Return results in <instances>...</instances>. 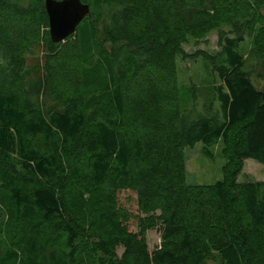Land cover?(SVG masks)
Returning <instances> with one entry per match:
<instances>
[{
	"label": "trees",
	"instance_id": "16d2710c",
	"mask_svg": "<svg viewBox=\"0 0 264 264\" xmlns=\"http://www.w3.org/2000/svg\"><path fill=\"white\" fill-rule=\"evenodd\" d=\"M81 1L91 11L76 31L94 37L83 68L105 83L67 93L49 66L63 43L47 30L42 46L21 42L3 22L47 28L44 0H0V204L9 216L0 264H264V183L238 180L245 160L264 164V90L239 52L253 35L264 63V0ZM185 13L212 26L189 24ZM220 25L229 30L207 57V113L182 109L176 57L187 37ZM219 143L222 179L187 183L184 150L201 144L210 157ZM122 192L135 209L119 206ZM154 229L160 244L149 251Z\"/></svg>",
	"mask_w": 264,
	"mask_h": 264
},
{
	"label": "rangeland",
	"instance_id": "374dc122",
	"mask_svg": "<svg viewBox=\"0 0 264 264\" xmlns=\"http://www.w3.org/2000/svg\"><path fill=\"white\" fill-rule=\"evenodd\" d=\"M148 4H158L166 7L169 0H146ZM239 5L245 6L251 0H237ZM264 15V8L262 9ZM183 15V14H182ZM180 16L189 24L195 26L211 27V23L195 15L190 14ZM212 21L215 22L214 13L211 11ZM138 21V20H137ZM136 21V22H137ZM5 25L10 28L12 33L21 42H27L35 37L42 43V36L47 28L40 22L33 19H3ZM136 23V27L140 25ZM206 29V28H205ZM220 30L228 31L226 26H218L209 32H205L202 37H187L186 43L182 45L183 56H177L175 61L177 89L179 104L182 109H195L197 113L206 115L211 104L210 88L212 77L208 74L206 66H209L207 57L214 55L218 51L217 40ZM48 31V30H47ZM40 46V47H41ZM254 36H245L244 42L239 47L245 61L246 71L250 75V81L258 90H264V63L260 57L253 56L254 52ZM94 50V37L87 27H82L76 31L72 38L63 42L57 56L50 57V68H55L57 72L58 83L67 93L94 87L96 84H104L105 80L101 76H90L84 70V61L87 60ZM48 55L42 52L39 59L47 58ZM89 61V60H88ZM87 61V62H88ZM87 64V63H86ZM86 66V65H85ZM149 81V77L144 74L137 81L138 88L145 86ZM156 81L160 84H167V80L163 75H157ZM216 82V80H215ZM212 110H217L218 104L214 102ZM222 144L219 143L209 148L210 157L203 153V146L196 144L193 148H186L184 155L186 158V181L192 185H210L222 179V167L226 160L222 154ZM240 182H263L264 183V164L247 159L241 175L238 177ZM118 204L126 210L135 209L134 195L128 192L118 194ZM6 208L0 204V227L8 220ZM133 231L136 229L133 227ZM146 241L149 251H153L160 244L159 229L149 230L146 233ZM118 255L123 252L122 248L117 249Z\"/></svg>",
	"mask_w": 264,
	"mask_h": 264
},
{
	"label": "water",
	"instance_id": "95a60500",
	"mask_svg": "<svg viewBox=\"0 0 264 264\" xmlns=\"http://www.w3.org/2000/svg\"><path fill=\"white\" fill-rule=\"evenodd\" d=\"M48 35L52 44L65 42L90 15L89 4L81 0H44Z\"/></svg>",
	"mask_w": 264,
	"mask_h": 264
}]
</instances>
